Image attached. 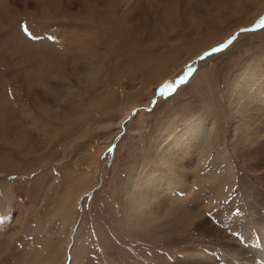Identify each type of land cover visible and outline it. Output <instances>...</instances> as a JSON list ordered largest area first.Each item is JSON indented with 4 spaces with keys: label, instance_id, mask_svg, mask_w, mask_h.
Listing matches in <instances>:
<instances>
[{
    "label": "rangeland",
    "instance_id": "374dc122",
    "mask_svg": "<svg viewBox=\"0 0 264 264\" xmlns=\"http://www.w3.org/2000/svg\"><path fill=\"white\" fill-rule=\"evenodd\" d=\"M253 105L264 121V0H0V264L248 252L264 233L263 132L254 154L238 143ZM182 159L191 184L146 215ZM198 198L207 223L187 227Z\"/></svg>",
    "mask_w": 264,
    "mask_h": 264
},
{
    "label": "bare ground",
    "instance_id": "6f19581e",
    "mask_svg": "<svg viewBox=\"0 0 264 264\" xmlns=\"http://www.w3.org/2000/svg\"><path fill=\"white\" fill-rule=\"evenodd\" d=\"M208 12V11H207ZM214 13V12H213ZM216 14V13H215ZM210 15V14H209ZM218 15V14H217ZM213 16V14H212ZM210 15V17H212ZM219 16V15H218ZM214 17V16H213ZM212 17V18H213ZM217 17V16H215ZM209 19V18H208ZM212 20V19H210ZM91 73V72H90ZM88 76L92 77L93 74H90ZM95 73V72H94ZM93 78V77H92ZM251 89V88H250ZM246 97V96H245ZM253 103H256L254 101H252V104ZM254 106V113H255V117H250L248 116L249 118V122L248 123H251L252 128L250 131L246 132V134L243 136V138L246 140L245 143H242L241 141H239L238 143L240 144V146H246L249 151L251 152L250 154H254V152L256 151V144L255 143H258L259 139L260 138V135L261 133L263 132V135H262V138L264 139V127L261 128V126L264 125V121H262L263 119L261 118L260 119V115L258 114L260 110L257 109L256 105H253ZM247 108V107H246ZM252 109V110H253ZM47 110V109H46ZM248 112V111H247ZM246 114V113H245ZM248 114V113H247ZM256 117H258L259 120H256ZM261 120V121H260ZM120 122V121H119ZM122 122V121H121ZM121 124V123H120ZM247 124V123H246ZM244 126V125H243ZM242 128V127H241ZM261 128V129H260ZM207 129L204 128V131H206ZM204 133V132H203ZM204 134H207V133H204ZM193 135V138H194V141L193 140H190L192 141V143L189 141V147H191L189 149V151L191 152V158H194L196 157L194 154V150H198V149H194V144L196 143L197 145H199L196 141V136L194 134ZM209 139L211 140L210 136H209ZM191 143V144H190ZM248 145H250V148L248 147ZM254 145V148L253 150L251 149L252 146ZM187 149V148H186ZM185 149V151H186ZM259 150V149H258ZM260 151V150H259ZM208 152H212L211 150L205 152V154L203 155V157L207 156L208 155ZM218 152V151H217ZM261 152V151H260ZM259 152L258 155H260L261 153ZM239 153V152H238ZM217 154V153H215ZM237 154V153H236ZM250 154L248 155V157L250 156ZM186 155V154H185ZM193 156V157H192ZM218 156L219 157H211L212 158V167H211V171L215 173V177L213 178L214 179V182L216 184V186L218 187L219 191H218V194H217V197H216V200H222L223 198H225L227 195H228V190L225 188H222L221 186V183H220V179L222 178V176H220L222 174V172L224 171V167H225V164L224 163H221L219 162L223 157H222V154L218 153ZM181 158V157H180ZM180 158H177L175 160H178ZM190 158V159H191ZM234 158V157H233ZM235 159V158H234ZM226 160H230L228 161V164H229V167H230V171L232 172L233 171V168L231 166H233L231 164V161L233 160L232 159V156L229 158H227ZM171 162V161H170ZM195 162V161H194ZM193 162V164H194ZM187 163V164H186ZM170 164V163H169ZM173 164V163H172ZM192 164V165H193ZM227 164V165H228ZM177 168L175 169V172H173V174L168 177L169 178V182L172 186L170 187V189L166 190L164 188H160L159 191H154L153 193H149V197L147 198L148 201L152 204V205H149L148 208H147V213L146 215H153L156 219H162L163 221L166 219L167 215L169 214V210L170 212H172L173 210V205L172 203L175 202L176 198L178 195V192L177 190H175L174 188L175 187H178L179 189L178 190H182V189H186L190 184L191 182L190 181H187L188 178L186 177H189L190 175V168L189 166L191 167V162H189L188 160H184L182 159V161L178 162L177 164ZM175 166V165H174ZM193 167V166H192ZM196 169V168H195ZM225 172V171H224ZM189 180V179H188ZM191 180V179H190ZM156 182V187L158 189L159 187V184L157 183V180H155ZM163 182V181H162ZM174 183V184H173ZM190 183V184H189ZM155 184V183H154ZM154 184L152 186H154ZM163 184V183H162ZM177 184V185H175ZM214 184V185H215ZM174 189V190H173ZM211 189V188H210ZM229 189V188H228ZM230 190V189H229ZM207 192V191H206ZM212 192V191H211ZM194 197V196H193ZM197 197V196H196ZM193 199V198H192ZM199 200H202V198H198L197 201L194 203V205H190L187 206V210L186 212H184V214H181L179 215V213H177L178 215V218L179 219H182L183 222L185 223V225L187 227H190V226H199L200 225H204L205 223H207V220L204 219V216H202V212L200 210V208L202 206H200L199 204ZM181 201V200H180ZM190 202V201H189ZM193 202V200L191 201ZM200 203L202 204H205L204 201H200ZM149 204V203H148ZM211 205V204H210ZM172 207V208H171ZM189 207V209H188ZM212 207L210 206V209ZM209 209V208H208ZM203 211V210H202ZM174 212V211H173ZM170 215V214H169ZM170 217V216H168ZM172 217V216H171ZM203 222V223H202ZM201 223V224H200ZM264 232V231H263ZM240 234V232H238ZM234 234V233H233ZM232 233H229V235H226V234H223V236H220V237H217L214 239V237L212 238H209L210 241H220L229 236H234ZM247 234V233H246ZM239 235V234H238ZM248 235V234H247ZM237 236V235H236ZM242 236V235H240ZM201 237V236H200ZM203 238V237H201ZM205 238V237H204ZM237 238V237H236ZM231 239V238H229ZM241 239V238H240ZM250 240H248V247H250L251 249L248 250V252L242 248H239L235 245V243H224L221 241L220 244L218 245H215V246H219V248L222 250V251H219V253H216L213 249H209L207 248V246L203 245L201 247H193V248H187V249H182V253L184 254L182 257H179L178 259H173L171 261H168V260H162L161 261V264H216L217 262H221V263H228V264H236L237 262L240 263V261H238L237 259L239 260H244L243 262L244 263H247V264H251L252 262H254L255 264H264V233L262 234V237L261 238H258V240L256 241L255 245L254 244V241H251V238H249ZM202 240V239H201ZM200 243V242H199ZM201 244V243H200ZM208 244H210V242H208ZM213 245V244H212ZM199 248H203V250L205 251V254L202 255ZM218 251V250H216ZM244 252H245V255L246 253L249 254V256L247 255V257L244 256ZM204 253V252H203ZM144 257V256H143ZM154 257L152 256V259ZM236 259L237 262H234L232 261V259ZM155 261V260H154ZM134 262V261H133ZM144 262V261H143ZM128 263V262H127ZM153 263V262H151ZM157 263V262H156ZM135 264V263H134Z\"/></svg>",
    "mask_w": 264,
    "mask_h": 264
},
{
    "label": "water",
    "instance_id": "95a60500",
    "mask_svg": "<svg viewBox=\"0 0 264 264\" xmlns=\"http://www.w3.org/2000/svg\"><path fill=\"white\" fill-rule=\"evenodd\" d=\"M217 48H219V46L212 47L211 49H208V50L204 51L203 53H201L199 56H197V57L195 58V61H197L198 59L204 57L205 55H207V54L213 52V51L216 50Z\"/></svg>",
    "mask_w": 264,
    "mask_h": 264
},
{
    "label": "snow or ice",
    "instance_id": "6c2138e0",
    "mask_svg": "<svg viewBox=\"0 0 264 264\" xmlns=\"http://www.w3.org/2000/svg\"><path fill=\"white\" fill-rule=\"evenodd\" d=\"M22 27H23V26H22ZM24 31H25V33L27 34V29H26V28L24 29ZM214 51H215V50H214Z\"/></svg>",
    "mask_w": 264,
    "mask_h": 264
}]
</instances>
